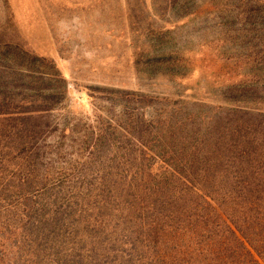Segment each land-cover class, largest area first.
<instances>
[{"label":"rangeland","instance_id":"374dc122","mask_svg":"<svg viewBox=\"0 0 264 264\" xmlns=\"http://www.w3.org/2000/svg\"><path fill=\"white\" fill-rule=\"evenodd\" d=\"M25 74H57L68 88L50 114L58 127L39 167L83 174L93 189L99 177L131 170L134 143L120 130L137 128L130 111L165 134L176 123L180 138L198 139L235 113L264 119V0H0V91L38 97ZM108 118L115 122L100 138ZM88 203L80 260L142 264L123 219L100 199ZM21 239L0 227V264H73L51 242L29 250Z\"/></svg>","mask_w":264,"mask_h":264},{"label":"trees","instance_id":"16d2710c","mask_svg":"<svg viewBox=\"0 0 264 264\" xmlns=\"http://www.w3.org/2000/svg\"><path fill=\"white\" fill-rule=\"evenodd\" d=\"M56 75H24L39 84L34 99L0 91V165L2 151L11 159L10 170L0 171L3 232L22 238L26 249L47 251L51 242V249L73 254L71 263L90 264L76 255L83 250L76 241L86 239L81 218L89 200L100 199L101 208L123 219L142 264H264V119L235 113L198 139L180 138L176 123L165 134L130 111L137 128L120 130L134 143L131 170L105 174L92 189L83 174L39 167L50 147L46 137L58 127L50 114L68 91ZM53 82L63 84L60 90ZM114 122H100L98 137ZM128 160L122 156L121 164Z\"/></svg>","mask_w":264,"mask_h":264}]
</instances>
